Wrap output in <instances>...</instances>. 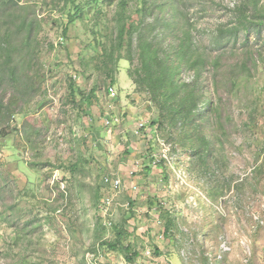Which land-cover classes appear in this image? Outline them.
I'll use <instances>...</instances> for the list:
<instances>
[{
    "label": "rangeland",
    "instance_id": "1",
    "mask_svg": "<svg viewBox=\"0 0 264 264\" xmlns=\"http://www.w3.org/2000/svg\"><path fill=\"white\" fill-rule=\"evenodd\" d=\"M151 1L146 31L153 17H172L169 0ZM184 1L207 46L241 0ZM117 2L0 0V36L15 31L17 63L36 54L19 29L33 23L38 54L28 74L41 75L40 87L21 92L10 133L0 126V264H264V32L248 43L256 64L239 90L227 78L242 58L243 36L222 50L214 97L222 96L228 134L216 165L201 173L195 157L180 146L175 153L166 133L151 127L157 110L137 91L129 62H120L113 83L91 60L113 38ZM70 76L86 100L70 94ZM26 79L21 73L19 87ZM5 80L0 95L8 102L19 89ZM250 113L253 129L244 123ZM105 176L120 178L121 187L105 185ZM118 233L133 262L104 245Z\"/></svg>",
    "mask_w": 264,
    "mask_h": 264
},
{
    "label": "trees",
    "instance_id": "2",
    "mask_svg": "<svg viewBox=\"0 0 264 264\" xmlns=\"http://www.w3.org/2000/svg\"><path fill=\"white\" fill-rule=\"evenodd\" d=\"M184 3V0H169L172 17H153L150 28L146 31L147 18L154 15V3L151 0H118L113 38L100 43L101 53L91 60L98 64L106 78L112 79L113 83L116 82L120 62H129L127 73L137 91L146 95L157 110L151 127L157 132L166 133L174 144L175 153H178L176 146H180L182 151L195 157L197 167L203 173L209 168L210 162H217V150L223 148L228 134L226 123L229 115L224 114L222 96L214 97L221 82L222 50L231 39L237 41L240 35L243 36L241 45L237 47V50H242V58L232 64L235 66L234 71L227 78L231 89L239 90L245 80L251 78L253 64H256L249 58L248 43L252 36L256 39L263 37L264 2L241 0L234 4L229 8L231 22L223 23V27L212 32L207 46H202L195 32L198 30L195 19L187 12V8L182 7ZM159 21L163 27L155 33ZM24 27L26 35L21 44L32 47L38 54L37 47H33L31 42L33 23L27 25L23 21L19 29ZM14 33L15 31L7 29L0 36V55L3 56L0 62V86L8 78L16 86L15 89H19L8 102H4L0 95V126L4 136L10 133V121L18 113L16 105L21 99V92L24 93V88L34 90V87H40L41 80L38 72L28 74L33 69L30 63L36 57L31 50L28 51L30 56H25L19 63L15 62L18 48L12 44ZM63 35H67V30H64ZM213 50L217 53L213 54ZM21 73L27 79L19 87L17 80ZM68 89L72 96L80 94L86 100L85 91L72 76L68 79ZM95 91L96 87H93L92 92ZM5 121L8 124L4 125ZM244 123L247 128L253 129L257 124L254 114L250 113ZM258 166L261 170L262 165ZM173 222L169 217L165 224L166 232L173 227ZM121 239V233H118L114 241L104 245L112 250L121 249L128 261L133 262L136 253L129 244L125 246ZM160 254L161 251L156 248L155 255Z\"/></svg>",
    "mask_w": 264,
    "mask_h": 264
},
{
    "label": "built area",
    "instance_id": "3",
    "mask_svg": "<svg viewBox=\"0 0 264 264\" xmlns=\"http://www.w3.org/2000/svg\"><path fill=\"white\" fill-rule=\"evenodd\" d=\"M109 93L111 96H115L116 92H115V89L113 87H110L109 88ZM112 120L110 118H106L105 119V122L107 124H109ZM145 126V123L144 122H140L138 127H137V130L136 132L137 133H140V131L144 128ZM103 183L107 186H111L113 188H120L121 185H122V182H121V179L118 178V177H111V176H105L103 178Z\"/></svg>",
    "mask_w": 264,
    "mask_h": 264
}]
</instances>
